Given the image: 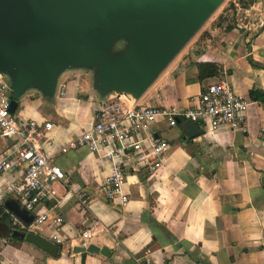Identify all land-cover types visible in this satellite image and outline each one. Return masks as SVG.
<instances>
[{
	"label": "crops",
	"instance_id": "1",
	"mask_svg": "<svg viewBox=\"0 0 264 264\" xmlns=\"http://www.w3.org/2000/svg\"><path fill=\"white\" fill-rule=\"evenodd\" d=\"M244 12L229 31L223 23L208 25L135 105L185 109L207 86L226 79L250 102L245 132L198 126L200 135L189 138L186 121L151 125L154 138L170 147L154 173L126 163L124 208L109 204L101 187L116 159L85 149L57 154L94 123L102 103L115 98L100 97L93 70L85 80L82 68L60 73L50 98L33 88L19 96L21 120L52 124L40 146L66 175L54 185L55 199L44 203L48 221L32 229L52 242L56 235L59 253L52 258L25 242L0 239V264H264V0ZM198 66L215 74L202 78ZM12 145L0 139V154ZM17 180L16 174L0 177V206L12 222L4 202L15 200L9 189ZM56 217L63 219L57 234ZM85 232L92 238L83 239ZM91 244L108 248L109 256L73 251Z\"/></svg>",
	"mask_w": 264,
	"mask_h": 264
},
{
	"label": "water",
	"instance_id": "2",
	"mask_svg": "<svg viewBox=\"0 0 264 264\" xmlns=\"http://www.w3.org/2000/svg\"><path fill=\"white\" fill-rule=\"evenodd\" d=\"M225 0H0V74L10 77V112L27 89L52 97L60 73L94 71L100 97L123 93L138 100ZM118 39L126 47L113 54ZM188 122L187 137L200 135ZM4 208L29 226L33 217L15 200ZM10 236L56 258L59 247L34 231ZM74 253L108 257V248Z\"/></svg>",
	"mask_w": 264,
	"mask_h": 264
},
{
	"label": "built area",
	"instance_id": "3",
	"mask_svg": "<svg viewBox=\"0 0 264 264\" xmlns=\"http://www.w3.org/2000/svg\"><path fill=\"white\" fill-rule=\"evenodd\" d=\"M110 95L115 98L100 105L94 123L68 139L57 154L65 155L85 149L89 153L103 151L104 157L116 159L111 174L101 187L106 201L122 208L129 202V195L123 192L127 181L126 163L134 164L137 170L154 173L161 167L170 147L166 140L154 138L149 132L151 125L165 122L172 128L183 120L196 124L206 132L221 128L245 132L246 112L250 104L236 94L226 79L221 78L207 86L193 100V105L185 109L135 105V100L127 94ZM10 102V83L5 75L0 74V139L13 143L0 154V177L18 175L9 193L33 217V221L26 226L14 218L12 225L16 229L29 231L48 221V210L44 203L55 199L54 185L65 182L66 175L40 146L48 139L52 124L21 120L16 112H10ZM62 224L61 217L52 220L56 234ZM82 238L89 240L92 235L85 232ZM52 240L59 243L56 235Z\"/></svg>",
	"mask_w": 264,
	"mask_h": 264
},
{
	"label": "rangeland",
	"instance_id": "4",
	"mask_svg": "<svg viewBox=\"0 0 264 264\" xmlns=\"http://www.w3.org/2000/svg\"><path fill=\"white\" fill-rule=\"evenodd\" d=\"M257 0H225L223 3L218 7V9L212 14V16L205 22V24L197 31V33L192 37V39L186 44V46L182 49V51L179 53L181 55L183 51L189 46L192 45V43L197 39L199 36H201L204 29L208 27V25H215V24H224L223 27L227 31L228 29L233 28V23L236 18L241 19L244 17V10H249L250 7L256 2ZM243 15V16H242ZM227 23V25H225ZM124 47H126V41L122 39H118L113 43V46L111 47V51L113 54H118L124 50ZM178 55V56H179ZM78 71V70H77ZM82 73V76L80 80H85L84 75L85 74H91L92 71L90 69H82L79 70ZM94 72V71H93ZM7 78V81L10 83V77L8 75H5ZM6 224L2 223L0 224V235L5 237L9 236L10 231L8 227L6 228ZM4 242L0 245H3Z\"/></svg>",
	"mask_w": 264,
	"mask_h": 264
},
{
	"label": "trees",
	"instance_id": "5",
	"mask_svg": "<svg viewBox=\"0 0 264 264\" xmlns=\"http://www.w3.org/2000/svg\"><path fill=\"white\" fill-rule=\"evenodd\" d=\"M228 30H230V29H228ZM198 70L200 72V77H202V78H203V76L208 77V76H213L215 74V71L212 70V68L210 66H205V67L198 66ZM0 222L6 224L8 226L10 234H11V231L14 229V227H12V221L10 219V216L6 215L4 213L3 206H0ZM10 234H9V236H5V237H2L0 235V239L5 240V242H7V243L22 242V241L13 239L10 236Z\"/></svg>",
	"mask_w": 264,
	"mask_h": 264
}]
</instances>
